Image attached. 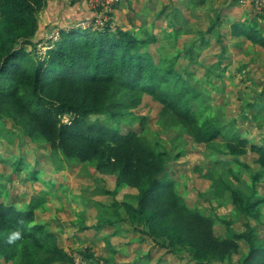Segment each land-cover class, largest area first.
<instances>
[{"label": "trees", "instance_id": "trees-1", "mask_svg": "<svg viewBox=\"0 0 264 264\" xmlns=\"http://www.w3.org/2000/svg\"><path fill=\"white\" fill-rule=\"evenodd\" d=\"M86 1L0 0V115L31 141L47 143L52 153L114 176L115 188L107 193L134 188L136 193L127 195L130 200L114 199V206L143 226L141 232L152 240L163 238L169 245L186 247L194 264L230 260L240 250V241L247 248L237 264H264V240L255 225L246 222L238 232L231 221L219 218L226 232L217 236L216 219L190 207L166 173L168 152L158 150L136 130L121 132L120 121L132 114L143 95H149L161 105V126L181 127L195 143L236 161L255 152L263 173L264 140L250 142L235 119L206 115L209 107L201 92L173 65H160L141 51L145 41L130 31L108 25L93 28L91 22L83 27L95 16L92 10L91 15L76 18ZM55 29V38L44 36L45 30ZM258 33L251 22L231 26V35H244L264 48V36ZM92 115L103 118L91 119ZM0 161L7 160L0 156ZM21 162H15L14 171L23 170ZM28 174L36 178L33 169ZM260 176H252L253 184ZM221 185L230 190L241 213L261 220L263 198L254 196V187L244 194L231 182L221 179ZM44 201V196L32 197L24 209L0 201V264H76L72 253L58 245L49 224L35 221V209ZM105 225L114 223L92 228ZM16 230L21 237L9 243L8 236ZM79 254L91 264H118L96 256L89 246Z\"/></svg>", "mask_w": 264, "mask_h": 264}, {"label": "rangeland", "instance_id": "rangeland-1", "mask_svg": "<svg viewBox=\"0 0 264 264\" xmlns=\"http://www.w3.org/2000/svg\"><path fill=\"white\" fill-rule=\"evenodd\" d=\"M228 1L117 0L104 14V25L128 30L145 41L141 51L160 65H173L201 92L209 107L206 115L235 119L244 137L260 143L264 140V49L244 35L235 38L230 34L231 27L223 16ZM251 4L255 16L264 15V11L255 10L253 0ZM96 24L92 27L98 28ZM50 34L45 30L44 36ZM160 109L157 101L143 95L132 114L120 121L121 132L136 130L158 150L168 152L166 173L190 207L216 219L213 227L217 236L226 232L219 220L222 218L231 221L238 232L245 229L246 222L255 225L258 237L264 240V173L257 154L248 151L238 161L230 155L214 154L195 143L181 127L161 126ZM97 117L103 118L92 115L91 119ZM0 156L7 160L0 161V200L24 209L32 197L44 196V204L35 209V221L43 219L65 237L61 244H69L72 255L89 246L97 255L118 264H194L186 247L169 245L163 238L152 240L141 232L143 226L114 206V199L130 200L127 192L107 193L115 188L114 176L96 171L89 163L67 161L52 153L47 143L31 141L12 120L1 115ZM18 160L23 170L14 171ZM28 169L35 171L36 178L29 176ZM256 173L261 176L253 184ZM221 179L244 194L255 188L254 196L263 198L260 221L236 208ZM110 221L114 225L92 228ZM82 223L87 228H81ZM239 243L238 253L215 264H237L247 248L243 241Z\"/></svg>", "mask_w": 264, "mask_h": 264}, {"label": "crops", "instance_id": "crops-1", "mask_svg": "<svg viewBox=\"0 0 264 264\" xmlns=\"http://www.w3.org/2000/svg\"><path fill=\"white\" fill-rule=\"evenodd\" d=\"M87 4L84 5H81L80 6V9H79V12L81 13L80 15H77L76 18H79V16H89L91 15L90 11H92L89 7L87 8ZM62 9L63 7L62 6H59L58 8V11H61L62 12ZM253 5L251 4V0H229L227 2V8L226 10L224 11L223 13V16H225L224 18L228 21L230 27L233 25V24H236V23H253L255 24L256 26H259L260 22H261V26L260 28L257 27V29L259 28L260 30H258V32L264 36V15L261 16V17H258V16H255V14H253ZM75 16L74 14H72V17ZM61 17H67V16H61ZM255 17H258V19L255 21L254 18ZM86 18V17H85ZM61 19V18H60ZM60 19L57 18L58 21H60ZM56 21V22H58ZM54 21V23H56ZM230 34H231V31H230ZM233 36V35H232ZM243 36V35H241ZM233 37H239V38H244V37H240V36H233ZM246 38V37H245ZM251 44V43H250ZM263 48V47H262ZM264 49V48H263ZM128 190H125L124 187L123 189H120V190H117L116 191V195H119L120 191H121V195L124 194L125 192L127 193H130V194H135L136 193V190L134 188H130V187H126ZM131 189H134L135 191H132ZM183 196V195H182ZM118 198V197H117ZM118 201H121V199H117ZM1 201V200H0ZM3 202V201H2ZM5 203V202H4ZM6 204H10V203H6ZM13 205V204H12ZM27 206V205H26ZM17 208V207H16ZM19 209V208H18ZM262 218V217H261ZM36 222H44L43 219H39V220H36ZM87 222V221H86ZM85 223V222H84ZM89 224V223H88ZM104 229V228H102ZM50 230L56 235V239H57V243L59 246H61L62 248H64L65 250L69 251V249L71 248L69 246V244H61V241L65 238V237H62L61 234L58 233L57 230L55 229H52L50 227ZM63 231V230H61ZM61 235V236H60ZM64 235V233H63ZM61 237V238H60ZM240 244V243H239ZM96 256H99L97 255L96 253H94ZM76 255V254H74ZM80 255V254H78ZM81 256V255H80ZM86 260V259H85ZM2 261V259H1ZM9 264V263H7Z\"/></svg>", "mask_w": 264, "mask_h": 264}, {"label": "built area", "instance_id": "built-area-1", "mask_svg": "<svg viewBox=\"0 0 264 264\" xmlns=\"http://www.w3.org/2000/svg\"><path fill=\"white\" fill-rule=\"evenodd\" d=\"M117 0H87V6L95 12V16L91 21H86L82 23L83 27H88L91 24L93 25V22L98 24V28L104 27V21H106V18L104 14L106 11H109L111 9V6L113 3ZM254 1V6L255 10L257 12H263L264 11V0H253ZM96 24V25H97ZM55 32H51L49 37L55 38L56 35H53ZM75 263L76 264H91L87 260H85L83 257L80 255H73Z\"/></svg>", "mask_w": 264, "mask_h": 264}, {"label": "clouds", "instance_id": "clouds-1", "mask_svg": "<svg viewBox=\"0 0 264 264\" xmlns=\"http://www.w3.org/2000/svg\"><path fill=\"white\" fill-rule=\"evenodd\" d=\"M20 237H21V232L19 230L13 231L8 236V242L13 243L15 240L19 239Z\"/></svg>", "mask_w": 264, "mask_h": 264}]
</instances>
